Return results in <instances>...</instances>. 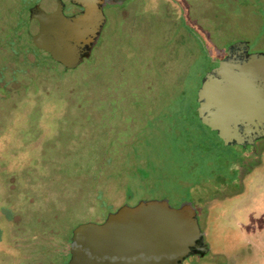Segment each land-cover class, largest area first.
Masks as SVG:
<instances>
[{
  "label": "rangeland",
  "instance_id": "rangeland-1",
  "mask_svg": "<svg viewBox=\"0 0 264 264\" xmlns=\"http://www.w3.org/2000/svg\"><path fill=\"white\" fill-rule=\"evenodd\" d=\"M39 1L0 0V264H67L76 225L156 198L193 201L207 252L182 264H264V138L254 160L205 129L194 179L155 139L165 106L183 91L195 109L204 75L232 43L264 52V0L105 5L80 62L28 33ZM215 161L223 173L231 166L230 183L207 178Z\"/></svg>",
  "mask_w": 264,
  "mask_h": 264
},
{
  "label": "water",
  "instance_id": "water-1",
  "mask_svg": "<svg viewBox=\"0 0 264 264\" xmlns=\"http://www.w3.org/2000/svg\"><path fill=\"white\" fill-rule=\"evenodd\" d=\"M81 9L64 13L61 0H40L29 9L28 33L47 53L87 57L104 24L110 0H69ZM245 41L204 75L196 93L199 122L224 144L254 146L264 138V52L249 53ZM196 209L189 200L167 198L123 204L102 222H83L71 232L67 264H182L204 254Z\"/></svg>",
  "mask_w": 264,
  "mask_h": 264
},
{
  "label": "trees",
  "instance_id": "trees-1",
  "mask_svg": "<svg viewBox=\"0 0 264 264\" xmlns=\"http://www.w3.org/2000/svg\"><path fill=\"white\" fill-rule=\"evenodd\" d=\"M183 94L184 92L181 91L179 98L171 100V102L165 106L164 112L159 115L157 120L162 122V127L159 128L158 133L155 135V139L156 142L164 141L165 145L168 144L170 146L171 152L175 157L174 161L194 179L195 176L191 173L197 165L196 160L201 157V153L204 150L203 143L205 139L200 138L202 137L201 132L203 133L206 128L199 122L193 103L188 102V104H186L185 101L182 100ZM152 122L153 121L148 122V129H152L154 125ZM206 131L209 130L206 129ZM112 141L113 140L110 142L112 143ZM132 148H134L135 152L137 148L136 144H132L131 149ZM145 154H147L146 151ZM147 165H149V162H147ZM151 169L152 168L148 166L144 168L142 165H136L133 168V173L145 178L151 174ZM18 254L19 252L17 256ZM12 258L13 257H11V259ZM14 259L16 260V258Z\"/></svg>",
  "mask_w": 264,
  "mask_h": 264
},
{
  "label": "flooded vegetation",
  "instance_id": "flooded-vegetation-1",
  "mask_svg": "<svg viewBox=\"0 0 264 264\" xmlns=\"http://www.w3.org/2000/svg\"><path fill=\"white\" fill-rule=\"evenodd\" d=\"M67 1V3L66 4H64V13L65 14H67V15H71V14H74V13H76V12H78L81 8L78 6V5H75V4H72L69 0H66ZM110 1H115V2H110V3H106L105 5H121L123 2H124V0H110ZM104 5V6H105ZM104 6H103V8H104ZM69 7H73L74 8V10H70V11H68L67 9L69 8ZM65 10H67V12H65ZM105 21V20H104ZM217 64V63H216ZM215 64V65H216ZM214 66V65H213ZM222 142V141H221ZM238 146H240V147H242V148H244V149H247L249 152H250V154H252V158L254 159V158H257L258 157V153H257V150H256V141H255V145L252 147V146H250V145H247V146H241V145H238ZM252 159V160H253ZM251 160V161H252ZM255 160V159H254ZM253 160V161H254ZM221 164H225L224 162H222V163H220V162H218V161H215L214 163H213V166H215V169H213V172H211V170L210 171H208L206 174H207V178H208V176L209 177H211L212 179L213 178H219L220 180H223V183L225 184V183H230V182H226V177L228 176V174L231 176V174H232V176H233V174H234V172H232V171H230V170H225L224 171V173H223V171L222 170H220V167H222V165ZM226 165V164H225ZM189 201H191L192 203H193V201L192 200H189ZM205 244V243H204ZM205 254V253H204ZM204 254H200V253H195V254H193V255H197V256H203ZM186 259V258H185ZM184 259V260H185ZM183 260V261H184ZM183 263V262H182Z\"/></svg>",
  "mask_w": 264,
  "mask_h": 264
}]
</instances>
